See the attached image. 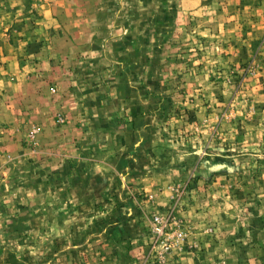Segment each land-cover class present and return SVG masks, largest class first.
I'll return each instance as SVG.
<instances>
[{"label":"rangeland","instance_id":"1","mask_svg":"<svg viewBox=\"0 0 264 264\" xmlns=\"http://www.w3.org/2000/svg\"><path fill=\"white\" fill-rule=\"evenodd\" d=\"M0 264H264V0H0Z\"/></svg>","mask_w":264,"mask_h":264},{"label":"crops","instance_id":"2","mask_svg":"<svg viewBox=\"0 0 264 264\" xmlns=\"http://www.w3.org/2000/svg\"><path fill=\"white\" fill-rule=\"evenodd\" d=\"M72 22H74L75 25H78V24H80L82 21H81V20H76V19H75V20L72 21ZM83 22H85V21H83ZM72 24H73V23H72ZM85 24H86V23H85Z\"/></svg>","mask_w":264,"mask_h":264}]
</instances>
